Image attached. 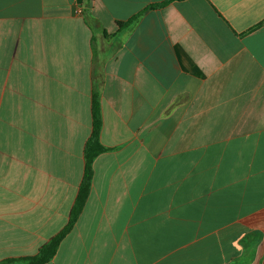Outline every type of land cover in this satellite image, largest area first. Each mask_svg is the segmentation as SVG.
Listing matches in <instances>:
<instances>
[{
    "label": "crops",
    "instance_id": "obj_1",
    "mask_svg": "<svg viewBox=\"0 0 264 264\" xmlns=\"http://www.w3.org/2000/svg\"><path fill=\"white\" fill-rule=\"evenodd\" d=\"M0 0V264H264V0Z\"/></svg>",
    "mask_w": 264,
    "mask_h": 264
},
{
    "label": "trees",
    "instance_id": "obj_2",
    "mask_svg": "<svg viewBox=\"0 0 264 264\" xmlns=\"http://www.w3.org/2000/svg\"><path fill=\"white\" fill-rule=\"evenodd\" d=\"M91 0H87V2H90ZM185 0H165L163 3L157 4V5H151L148 9H146L143 13L137 15L134 17L131 21L127 23H121V28H126L129 26L133 21L138 19L142 14H144L148 10H154L159 7H164L166 5H169L173 2H181ZM93 115H94V131L89 139L86 149H85V175L79 190V194L75 203V206L72 211V215L70 216L71 220L67 227L56 237H54L51 241L46 243L44 245L39 254L36 257L28 259L26 262L27 264H46L49 261L53 259L55 256L62 240L66 237L67 233L71 230L72 226L76 222L77 218L81 214L85 203L89 197L94 170H93V164L95 159L105 151L103 146L100 143V132L102 128V116H101V106H100V97L99 94H95L94 98V108H93Z\"/></svg>",
    "mask_w": 264,
    "mask_h": 264
}]
</instances>
